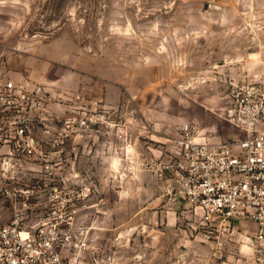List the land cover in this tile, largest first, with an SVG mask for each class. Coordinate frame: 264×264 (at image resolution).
<instances>
[{
    "label": "rangeland",
    "instance_id": "obj_1",
    "mask_svg": "<svg viewBox=\"0 0 264 264\" xmlns=\"http://www.w3.org/2000/svg\"><path fill=\"white\" fill-rule=\"evenodd\" d=\"M18 55L47 63L40 83L66 113L104 116L68 142L55 183L26 181L41 189L34 217L51 186L76 197L68 259L264 264L253 222L212 224L161 171L185 123L212 142L238 133L225 111L235 85L264 74V0H0L3 66Z\"/></svg>",
    "mask_w": 264,
    "mask_h": 264
},
{
    "label": "built area",
    "instance_id": "obj_2",
    "mask_svg": "<svg viewBox=\"0 0 264 264\" xmlns=\"http://www.w3.org/2000/svg\"><path fill=\"white\" fill-rule=\"evenodd\" d=\"M55 103L40 82L4 78L0 57V198L10 212L0 219V264H75L64 254L69 238L62 232L76 227V197L51 186L43 194L41 216L34 217L32 198L41 189L26 181L55 183L68 159V142L102 124L104 116L88 108L66 113ZM225 116L238 133L221 142L199 137L192 124H183L162 175L171 177L170 194L177 192L212 224L235 229L236 221L253 222L251 237L262 249L264 74L231 89ZM26 169L30 177L23 174Z\"/></svg>",
    "mask_w": 264,
    "mask_h": 264
},
{
    "label": "crops",
    "instance_id": "obj_3",
    "mask_svg": "<svg viewBox=\"0 0 264 264\" xmlns=\"http://www.w3.org/2000/svg\"><path fill=\"white\" fill-rule=\"evenodd\" d=\"M45 65H47V63H45L44 61L36 62L26 55H18L15 59L8 62V66L5 64L4 78H9L17 82H40V80L46 78L44 71L48 67H46ZM52 106L56 107L60 106V104L55 103ZM60 108H63L62 104Z\"/></svg>",
    "mask_w": 264,
    "mask_h": 264
}]
</instances>
